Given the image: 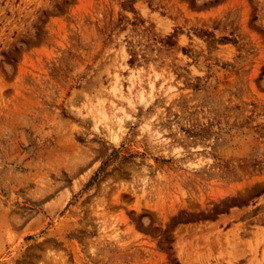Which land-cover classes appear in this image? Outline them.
Instances as JSON below:
<instances>
[{"label": "rangeland", "instance_id": "1", "mask_svg": "<svg viewBox=\"0 0 264 264\" xmlns=\"http://www.w3.org/2000/svg\"><path fill=\"white\" fill-rule=\"evenodd\" d=\"M0 264H264V0H0Z\"/></svg>", "mask_w": 264, "mask_h": 264}]
</instances>
